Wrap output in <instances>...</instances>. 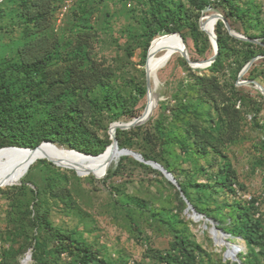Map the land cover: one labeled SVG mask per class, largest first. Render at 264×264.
<instances>
[{
	"label": "rangeland",
	"instance_id": "obj_1",
	"mask_svg": "<svg viewBox=\"0 0 264 264\" xmlns=\"http://www.w3.org/2000/svg\"><path fill=\"white\" fill-rule=\"evenodd\" d=\"M201 3L207 7L198 11L197 5ZM230 3L234 8L232 13L230 6L221 0H56L48 30L50 38L57 44L58 61L54 66L67 68L73 52L80 49L82 65L93 62L102 69L110 88L126 100L127 113L131 111L139 117L147 105L145 67L152 42L148 40L147 30L156 27L153 15H164L170 9L176 15L188 17L187 24H197L199 30L204 31L198 41L193 40L191 30L186 26L179 33L190 60L196 62L214 55L213 45L204 30L208 18L214 14L227 17L236 33L263 42L264 0H230ZM20 9L18 0H0L3 15L0 24L1 68L15 62L20 30L13 25ZM214 28L213 24L217 38ZM220 31L227 32L224 25ZM166 36L179 40L176 34L162 32L153 42ZM231 48L224 56V67L215 76L219 84L215 108L201 103L210 100L211 96L203 95L202 89L195 84L197 76L208 74L206 68H191L181 55L174 54L156 71L158 85L154 100L157 103L149 119L142 124L144 129L122 136L136 149L134 152L148 151L153 146H147L142 140L143 133L149 135L156 129L175 131L182 126L172 117L177 107L197 105L204 115L200 125L206 129L209 118L204 112L209 111L213 121L220 125V155L210 152L208 158H198L192 163L186 161L189 159L185 156L179 160L174 158L173 152L166 148L158 152L172 167H177L181 180L188 178L203 186L199 192L192 189L190 193L210 217L193 219L177 188L161 172L147 165L148 168L140 166L141 163L131 156L117 154L101 178H96L97 174L80 173V176L76 170L61 166L54 157L51 161L33 159L24 166L16 184L0 188V264H69L70 256L56 253L55 235L84 243L105 263L163 264L153 255L166 253L175 229L202 250L198 264L243 263L246 243L223 231L221 222L213 217L228 225L234 207L249 208L252 205L256 208L252 209L255 217L264 227V96L252 84L256 82L264 89V47L252 48L258 59L241 77L239 74L244 68L241 64L251 49L238 44H231ZM157 54L156 62L159 63L162 53ZM7 76L12 84L11 92L17 95L13 103L23 104V76L11 73ZM150 85L152 87L151 80ZM141 89L144 91L140 92ZM103 90L96 89L95 95L100 97ZM131 120L124 117L114 123ZM112 124V117L103 114L97 116L91 127V134L100 141L99 149L107 137L110 140ZM11 147L0 150V165L30 150ZM57 149L71 159L79 158L70 156L76 153L68 148L57 146ZM97 163L98 160H91L81 167H94ZM220 164L234 173L233 193L208 186L215 174L210 165ZM118 167V172L111 175ZM199 167L203 170L198 171ZM206 173L208 177L204 176ZM21 186L24 189L19 190ZM38 211L47 214L51 227L37 220ZM228 248L238 250L235 258L225 257ZM34 254L37 257H33ZM256 260L263 264L260 255Z\"/></svg>",
	"mask_w": 264,
	"mask_h": 264
},
{
	"label": "trees",
	"instance_id": "obj_2",
	"mask_svg": "<svg viewBox=\"0 0 264 264\" xmlns=\"http://www.w3.org/2000/svg\"><path fill=\"white\" fill-rule=\"evenodd\" d=\"M221 1L230 6L232 13L234 8L230 0ZM55 3L56 0H18L21 9L19 16L15 19L16 23L13 25V28L20 30L15 48V62H9L3 68L0 67V149L11 146L18 149H34L42 142H51L58 147L96 156L103 153L106 147L111 144V140L107 137L101 149L98 148L97 145L100 141L98 137L91 134V127L97 121V116L108 114L114 123L124 117L134 119L136 115H133L131 111L127 113L126 100L110 88L102 69L93 62L86 63L85 66L82 65L83 58L80 55V49L73 52V59L67 68L62 69L54 66L58 61L57 44L50 38L48 30L50 19L55 11ZM206 7L207 5L201 3L197 5V10L203 11ZM187 18L186 16L181 17L180 14L176 15V12L170 9H167L164 15L154 14L152 20L156 27L147 30L149 42L162 32L179 34L184 26L191 30L193 40L198 41V37L204 31L201 32L197 24H187ZM224 19L227 21V17ZM2 20L3 15L0 11V24ZM176 20L181 23H177ZM223 25V22L219 21L214 28L218 45L215 62L206 68L208 74L197 76L195 79V84L202 89L203 95L210 94L211 96L210 100L201 103H208L214 108L218 101L219 91V84L215 76L224 67V56L231 52V44L251 49L246 52L241 67L257 57L252 48L264 47V40L259 44H254L236 39L226 31L223 33L220 31ZM10 73L23 76V104L15 105L13 103L14 97L17 95L11 92L12 84L7 76ZM98 88L104 89L100 97L95 95ZM143 91L144 89L140 90V92ZM239 100L243 101L242 98ZM204 114L209 118L207 129L200 125L204 115L198 110L197 105L195 107L191 105L177 107L172 117L182 126L175 131L164 132L156 129L149 135L143 133L142 140L147 142V146H153V149H148V151L139 149L137 152L144 160L159 163L171 173L196 213L210 217L208 213L200 209L190 193L192 189L199 192L203 186L188 178L181 180L177 173V167H172L162 153L158 152V150L166 148L173 152L171 155L174 158L179 160L181 156H185L189 159L185 160L192 163H196L198 158H208L210 152L220 155L218 151L221 136L220 125L217 121H213L209 111ZM143 127L140 125L127 131L117 129L115 137L119 148L136 151L132 145L122 139V136L143 130ZM124 159L125 157L122 158V160ZM140 166L148 168L142 163ZM210 168L215 170V174L211 178L212 183L208 186L235 192L232 186L236 180L230 168H226L225 165L223 167L221 164L216 167L210 165ZM111 169L108 170V173ZM118 170L119 167L113 170L111 175L116 174ZM201 170H203L202 167H199L198 171ZM204 176L208 177L209 175L206 173ZM239 188H243V186L239 185ZM22 189H24L23 186L19 188V190ZM178 192L180 193V191ZM253 208L256 209L252 205L249 208H243L240 205L234 207L229 214L228 225H223L221 219L213 217L221 222L223 231L234 237H240L246 243L245 261L235 264H259L256 260L258 255L264 264V227L260 225V219L255 217L256 213L252 211ZM205 213L207 216L204 215ZM37 220L42 225L51 227L46 213L38 211ZM55 238L57 255L67 254L70 256L72 261L69 264H109L105 263L96 251L84 243L63 235H55ZM202 253L200 247L191 243L183 232L175 229L166 253L164 255L154 253L153 256L163 264H198V257ZM33 257H37V255L34 254ZM111 264L129 263L118 261Z\"/></svg>",
	"mask_w": 264,
	"mask_h": 264
},
{
	"label": "bare ground",
	"instance_id": "obj_3",
	"mask_svg": "<svg viewBox=\"0 0 264 264\" xmlns=\"http://www.w3.org/2000/svg\"><path fill=\"white\" fill-rule=\"evenodd\" d=\"M216 22H217V19L214 16L211 15L208 18V21L204 28L205 32L208 35L214 34L212 26L213 24L215 25ZM176 36L178 37V35ZM181 48H182V45H181L180 39L178 40L171 36L157 38L151 45L149 49L148 61L145 67L146 72L149 77V81L151 80V83H152V87H150L149 95L147 97V105L151 106L155 103L154 93L158 85L156 71L159 70L157 66H159L163 62V60L166 59L170 54H171L170 57L174 54L180 55L179 50H181ZM157 53H162L161 54L162 57L160 58L159 63L156 62V57L158 56ZM195 67L196 65H193V68ZM42 154H43L42 155L43 157H36V155L33 154L31 150H25L17 154L11 161L0 165V188H4V187H8V186H12L16 184V182L19 180L20 174L24 166L28 164L29 162H31L33 159L34 161H36L41 158H45L51 161L52 158L54 157L59 162V164L63 167L74 169L78 173L97 174L95 175V177L101 178L105 174V171L107 170V168L113 161L114 157L117 154H120V152H119V149H115L111 147L110 149L103 152V154L99 155L98 157H86L83 155L74 154L70 156H79V158L71 159L63 155V153L59 149L54 148L50 145H43ZM91 160H98L97 165L94 167H88V168L81 167L83 163L87 161H91ZM193 219H196V218L193 217ZM221 241L225 243V239H223L222 237H221ZM233 250H235V252ZM233 250L228 248V251L226 252L228 259H233L236 257L235 255H236V252H238V250L236 249H233Z\"/></svg>",
	"mask_w": 264,
	"mask_h": 264
},
{
	"label": "water",
	"instance_id": "obj_4",
	"mask_svg": "<svg viewBox=\"0 0 264 264\" xmlns=\"http://www.w3.org/2000/svg\"><path fill=\"white\" fill-rule=\"evenodd\" d=\"M214 16L217 21H222L227 32L229 33L230 36L236 38V39H239V40H242V41H246V42H250V43H254V44H259V41L258 40H253V39H250V38H247L239 33H236L235 31H233L230 27V25L228 24V22L219 14H214L212 15ZM203 18V17H202ZM201 18V19H202ZM200 29L202 30V27H201V20H200ZM173 34H176L178 35L180 41H181V45H182V48L181 50H179V53L181 55V57L189 64V66L192 68L193 65H196L195 68H201V67H209L212 65V63L215 62L216 60V57H217V54H218V45H217V38L215 36V34H210L208 35L212 45H213V48H214V55L211 59H207V60H201V61H196V62H193L190 60L189 56H188V53H187V50H186V47H185V44H184V41H183V38L181 37L180 34L178 33H173ZM153 42V40H152ZM152 42L150 44V47L152 45ZM150 49V48H149ZM174 53V52H173ZM171 55V54H170ZM170 55L163 60V62L157 66L159 69L163 66L166 65L168 59L170 58ZM148 57H149V51H148V55H147V61H148ZM258 59V57L256 58H253L252 60H250L245 66L244 68L241 70L240 74H239V77L243 76L244 74L247 73V71L250 69V67L253 65V63ZM147 61H146V64H147ZM252 84L262 93V95L264 96V89L256 82H252ZM146 85H147V97L149 95V90H150V81H149V77H148V74L146 72ZM156 103H157V100H155V103L151 106L149 105H146L143 113L139 116V117H136L134 118L133 120L129 121V122H125V123H113L110 127V130H109V135H110V140H111V144L109 145L110 147L112 148H115V149H119V152L121 155L123 156H131L133 157L136 161L144 164V165H147V166H150L152 167L153 169H156L158 170L159 172L162 173V175L165 177V179L167 181H169L172 185H174L178 191H180V195L182 196L183 200L185 201L186 205H187V210H190L192 212V215L193 217H195L196 219H200L201 217H203L202 215H199L196 213L195 209L191 206V204L186 200V198L184 197L176 179L173 177V175L171 173H169L163 166H161L159 163H156L154 161H146L143 159V157L134 152V151H131V150H128V149H120L119 146H118V142H117V139L115 137V132L117 129H120V130H130L132 128H135V127H138L142 124H144L148 119L149 117L151 116L155 106H156ZM43 145H50L54 148H57L56 145H54L53 143L51 142H42L40 145H38L37 147H35L34 149H30L32 151L33 154L36 155V157H43L42 155V146ZM108 146V147H109ZM107 147V148H108ZM12 147H4V148H1L0 150H4V149H10ZM106 148V149H107ZM71 152H75L76 154L78 155H83V156H86V157H98L99 155H96V156H93V155H86V154H83V153H79L77 151H74V150H69ZM106 151V150H105ZM104 151V152H105ZM48 161V160H47ZM50 162V161H49ZM53 163L54 165L55 162H51ZM57 166V165H56ZM60 167V166H59ZM76 173L80 176H82V174L78 173L76 171ZM225 257L227 258V255H225Z\"/></svg>",
	"mask_w": 264,
	"mask_h": 264
}]
</instances>
